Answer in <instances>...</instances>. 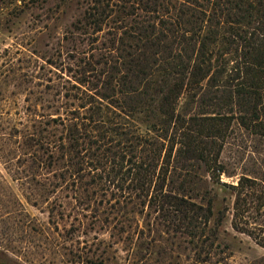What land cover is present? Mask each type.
I'll use <instances>...</instances> for the list:
<instances>
[{"label":"trees","instance_id":"16d2710c","mask_svg":"<svg viewBox=\"0 0 264 264\" xmlns=\"http://www.w3.org/2000/svg\"><path fill=\"white\" fill-rule=\"evenodd\" d=\"M71 1L94 47L72 55L65 102L30 133L34 161L60 182L111 192L122 214L150 209L197 246L229 210L217 195L197 201L204 168L234 194L232 226L264 244L252 227L264 167L234 184L221 161L237 128L264 161V0H0V18Z\"/></svg>","mask_w":264,"mask_h":264},{"label":"rangeland","instance_id":"374dc122","mask_svg":"<svg viewBox=\"0 0 264 264\" xmlns=\"http://www.w3.org/2000/svg\"><path fill=\"white\" fill-rule=\"evenodd\" d=\"M19 13L0 18V264H264V244L232 226V190L204 168L197 201L217 195L218 207L229 210L218 236L197 246L150 209L122 214L111 192L60 182L34 161L30 133L65 102L63 84L77 67L72 55L94 46L74 27L82 15L76 1L29 2ZM254 145L246 131L231 133L221 161L233 175L222 181L236 184L264 167ZM252 221L264 239V207Z\"/></svg>","mask_w":264,"mask_h":264}]
</instances>
